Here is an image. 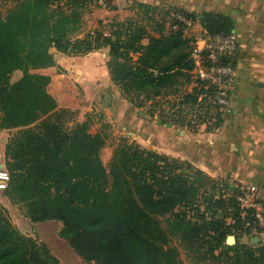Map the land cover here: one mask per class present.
<instances>
[{"label":"trees","instance_id":"trees-1","mask_svg":"<svg viewBox=\"0 0 264 264\" xmlns=\"http://www.w3.org/2000/svg\"><path fill=\"white\" fill-rule=\"evenodd\" d=\"M13 1L0 11V128L17 132L6 149L10 179L0 192L25 205L34 223L61 221L60 237L95 264H182L173 237L200 261L264 264V242L241 241L263 228L253 230V210L245 213L235 196L205 197L200 217L189 216L200 210L215 178L126 137L106 162L107 136L91 133L90 119L71 125L74 116L60 107L57 78L32 72L55 66V51L77 55L108 47L111 79L134 106L164 125L195 133L205 124L211 131L223 124L226 106L217 102V87L196 74L195 38L201 27L234 33L232 18L173 8V17L180 12L193 21L176 20L168 28L153 16L158 6L136 1L146 17L113 20L109 32L84 34V10L94 0ZM18 70L23 75L12 82ZM226 204L232 224L227 212L219 214ZM231 232L234 245L226 243ZM0 264L60 262L46 244L22 233L0 204Z\"/></svg>","mask_w":264,"mask_h":264},{"label":"crops","instance_id":"crops-1","mask_svg":"<svg viewBox=\"0 0 264 264\" xmlns=\"http://www.w3.org/2000/svg\"><path fill=\"white\" fill-rule=\"evenodd\" d=\"M119 1L116 0V5ZM135 1L197 15L226 14L232 18L238 51L234 84L223 124L211 131L204 124L195 133L159 125L157 116L152 118L134 106L112 81L107 66L108 47L77 55L55 51V66L35 70L56 77L57 82L59 71L67 72L70 93L56 91L62 97L60 107L72 111L74 120L70 124L90 119L91 127H99L107 123L103 120L106 113L116 121V129L121 128L124 135L136 139L144 147L187 160L213 178L255 184L264 192V0ZM0 196L6 207L12 203L2 192ZM45 223L47 221L33 222L36 229ZM23 233L37 242H44L60 264H95L78 255L59 233L53 243L45 237V232L40 239L36 234ZM254 237L264 242V229L258 236H242L241 241L249 242Z\"/></svg>","mask_w":264,"mask_h":264},{"label":"rangeland","instance_id":"rangeland-1","mask_svg":"<svg viewBox=\"0 0 264 264\" xmlns=\"http://www.w3.org/2000/svg\"><path fill=\"white\" fill-rule=\"evenodd\" d=\"M115 2L116 0H99V1L94 0L88 3V6L85 7L84 10L85 12L83 15V30H82L83 33L86 34L88 32H93L98 29L104 30L105 32H109L110 31L109 23L112 22L113 20H126L128 18L140 20L141 18L146 17L143 13L144 9H140L135 0H120L117 5ZM12 5L13 2H11L10 0H0V11L2 13H6L7 10L10 8V6ZM169 12H175V10L173 8L158 7V10L153 16L155 20H161V19L163 21L165 20L166 26L168 28H171L173 27V24L176 22V19L172 16L173 13L169 14ZM166 13L169 14V16H166ZM146 22L152 23L151 26L156 27L157 21H153V19L152 20L146 19ZM166 30L169 29L166 28ZM33 71L35 72V70H32V72ZM66 73L67 72L65 70L59 71V81L57 82L56 84L57 87L55 88L59 93L60 92L70 93V86L68 79L66 77ZM22 75L23 72L21 70L14 72L11 76V81L15 82ZM139 109L143 110V112H146L145 109H141V108ZM104 114L106 116L103 115V120L105 119L107 123L104 122L99 127L95 126V128H93L94 126L93 125L92 127H90V132L93 134L102 132L107 136L108 145L106 150L104 151L103 158L106 162H109V160L113 156L115 148L120 142L121 137H126L130 140H135V141L137 140L132 137L124 135L123 133L124 131L121 128L116 129L115 128V125H117L116 121L112 120L111 117H109L106 113ZM148 116L150 115L148 114ZM158 124L161 125L159 121ZM16 132H17L16 128H12V129L0 128V164L4 165L5 167H6V149L11 138H13ZM191 171L193 172V170ZM220 180L222 183L220 182ZM228 181L229 180L215 178V181H212L208 185V189H206L205 193L203 194L201 200L198 203L201 206L200 210L195 211L191 209L188 212L189 216L195 219H198L200 217V215L204 212L206 207L204 201H206L207 199L205 200V197H207L208 199L212 198L213 200L215 198H224L226 200H229V197L231 196L236 197L239 194V189L236 188L233 191H230L228 187ZM220 184L222 185L220 186ZM1 198L2 197L0 196V204H2L6 208V214L8 215L9 219L22 233L25 232L27 234H36V237L40 239V237L43 235V232H45L46 234L45 237L50 242L53 243V241L57 239L59 229H61L62 227L61 221L48 220L47 223L41 226V228L38 227V229H36L35 225L27 215V209L25 205L12 202V203H8V207H6L4 203H2ZM227 206L228 205L226 204L225 209L223 207H220L221 208L220 209L218 206L219 214H226L227 212L228 222L232 224L233 220L230 216L231 214L229 213L233 212V209L231 207H228L227 209ZM229 235H235V233L231 232ZM39 243L44 244V242H39ZM172 244L179 248L180 259L182 261V264H218V262L213 259H208L204 261L198 260L197 255L192 253L191 251H187V249H185L180 244L179 239L177 237H173Z\"/></svg>","mask_w":264,"mask_h":264},{"label":"built area","instance_id":"built-area-1","mask_svg":"<svg viewBox=\"0 0 264 264\" xmlns=\"http://www.w3.org/2000/svg\"><path fill=\"white\" fill-rule=\"evenodd\" d=\"M174 17L176 20L183 21L188 25L193 21L192 18H187L180 12H176ZM197 21L199 20L197 19ZM195 45V71L197 76L217 87V102L227 108L234 84V61L238 51V43L234 33L210 34L205 28L201 27L196 33ZM9 179L10 175L6 167L4 165L0 166V191L7 188ZM236 188L239 189L236 198L241 209L245 213L250 209L253 210L255 216L253 230L256 232L258 228L264 229V192L255 184L230 181V191Z\"/></svg>","mask_w":264,"mask_h":264},{"label":"water","instance_id":"water-1","mask_svg":"<svg viewBox=\"0 0 264 264\" xmlns=\"http://www.w3.org/2000/svg\"><path fill=\"white\" fill-rule=\"evenodd\" d=\"M201 19L205 20V16H202ZM52 51L54 52L55 50L52 49ZM105 104L106 105H110V103L108 101H105ZM0 166H3V165H0ZM259 240H260L259 237H254L252 241L257 243V242H259ZM236 241L237 240H236V236L235 235H229L227 237L226 243L229 244V245H234V244H236Z\"/></svg>","mask_w":264,"mask_h":264}]
</instances>
